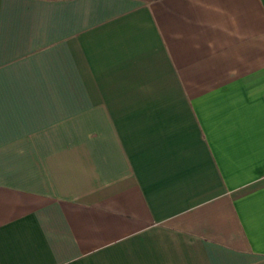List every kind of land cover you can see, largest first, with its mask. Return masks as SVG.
<instances>
[{
  "label": "crops",
  "instance_id": "0c3cea01",
  "mask_svg": "<svg viewBox=\"0 0 264 264\" xmlns=\"http://www.w3.org/2000/svg\"><path fill=\"white\" fill-rule=\"evenodd\" d=\"M0 264H264V0H0Z\"/></svg>",
  "mask_w": 264,
  "mask_h": 264
},
{
  "label": "snow or ice",
  "instance_id": "6c2138e0",
  "mask_svg": "<svg viewBox=\"0 0 264 264\" xmlns=\"http://www.w3.org/2000/svg\"><path fill=\"white\" fill-rule=\"evenodd\" d=\"M0 107H2V96H0Z\"/></svg>",
  "mask_w": 264,
  "mask_h": 264
}]
</instances>
